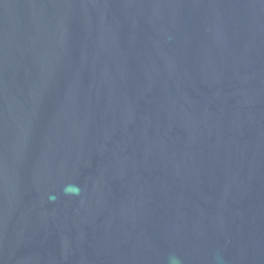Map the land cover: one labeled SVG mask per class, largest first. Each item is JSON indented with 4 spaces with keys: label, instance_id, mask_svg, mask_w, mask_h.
Listing matches in <instances>:
<instances>
[{
    "label": "water",
    "instance_id": "water-1",
    "mask_svg": "<svg viewBox=\"0 0 264 264\" xmlns=\"http://www.w3.org/2000/svg\"><path fill=\"white\" fill-rule=\"evenodd\" d=\"M0 264H264V0H0Z\"/></svg>",
    "mask_w": 264,
    "mask_h": 264
}]
</instances>
